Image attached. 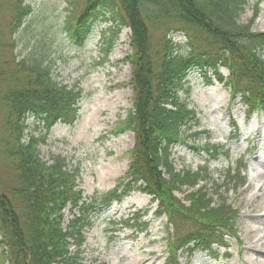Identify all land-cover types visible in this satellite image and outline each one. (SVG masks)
<instances>
[{
    "label": "trees",
    "instance_id": "obj_1",
    "mask_svg": "<svg viewBox=\"0 0 264 264\" xmlns=\"http://www.w3.org/2000/svg\"><path fill=\"white\" fill-rule=\"evenodd\" d=\"M247 4L248 0H85L74 25L66 26L80 42L89 37L97 17L107 14L116 27L106 39L105 53L121 27L131 31L126 61L132 67L127 83L132 107L113 132L134 135L125 177L111 191L85 197L76 189L78 173L67 168L65 159L52 156L45 161L39 151L54 125L77 120L81 93L59 84L50 66L15 58L13 36L31 13L25 0L15 1L6 23L11 56L0 59L1 151L13 171L12 178L0 174V264H78L93 218L133 190L150 195L156 215L165 216L175 231L168 237L166 264H181L180 251L212 253L213 244L223 245L237 209L225 197L216 201L218 190L210 193L202 186L209 174L206 168L176 170L171 156L174 145L184 138L182 128L197 119L196 111L179 95L194 69L212 71L223 82L219 69L226 67L231 92L241 94L248 113L264 111V31L252 30L256 12L247 23L240 22ZM171 22L185 26V55L167 37L166 26L153 50L150 25ZM221 149L211 146L208 152L215 159ZM228 180L236 179L229 174ZM176 192L187 193L180 199ZM68 205L72 217L64 226ZM132 219L136 230L144 228L142 216ZM180 223L191 226L179 232Z\"/></svg>",
    "mask_w": 264,
    "mask_h": 264
},
{
    "label": "rangeland",
    "instance_id": "obj_2",
    "mask_svg": "<svg viewBox=\"0 0 264 264\" xmlns=\"http://www.w3.org/2000/svg\"><path fill=\"white\" fill-rule=\"evenodd\" d=\"M15 1L0 0L1 60L11 56L12 41L6 23ZM84 2L25 0L30 4L31 13L13 36V53L17 60L50 66L59 84L77 88L81 93L77 120L72 125H54L39 151L45 161H50L52 156L64 158L67 168L78 173L76 189L86 197H99L112 190L127 174L130 161L127 152L134 144L132 132H113L132 107V89L127 85L131 64L125 60L130 52L131 31L121 27L118 34L112 36L111 50L103 53L106 39L116 27L107 14L97 17L87 41L77 44L65 28L70 20L78 18L77 12ZM258 2L248 0L240 22L247 23L256 12L252 30L264 31V0L257 5ZM153 26L150 25L153 50L166 26L167 37L180 45L182 54L188 53L185 26L177 22ZM262 55L264 57V50ZM13 67L9 64L10 69ZM219 71L224 83L216 81L210 71L189 72L179 95L197 111V122L182 128L184 138L174 145L172 159L176 170L206 168L209 174L204 176L207 182H201L202 186L210 193L218 190L219 195L214 199L219 201L220 197H225L238 211L234 227L228 230L235 236L226 237L228 249L214 246L218 258L204 251H197L191 257L180 252V261L184 264H261L264 217L258 220L248 215L264 214V165L257 162L259 156L264 158V112H255L248 118L241 96H231L228 69L220 67ZM3 84L4 79L0 77V87ZM2 110L0 104V174L12 178L11 162L1 151ZM212 145H223L224 149H229V156L213 160L208 152ZM240 164H245L240 174L243 181L239 177L229 181L228 170L234 175ZM186 193L176 195L183 199ZM252 194L257 198L250 200ZM155 207L150 196L140 191H132L121 202L113 201L93 218L91 228L85 230L78 264H165L167 238L175 231L165 216L155 215ZM64 211V225H67L72 217L69 206ZM133 214L143 215L141 221L145 226L139 234L125 226L126 219ZM190 226L180 223L178 231L185 232Z\"/></svg>",
    "mask_w": 264,
    "mask_h": 264
},
{
    "label": "bare ground",
    "instance_id": "obj_3",
    "mask_svg": "<svg viewBox=\"0 0 264 264\" xmlns=\"http://www.w3.org/2000/svg\"><path fill=\"white\" fill-rule=\"evenodd\" d=\"M260 165H264V158L262 157V156H259L258 157V161H257ZM263 176H264V174H263ZM261 188H259L258 190H260ZM255 198H257V195L256 194H252L251 195V199L250 200H254ZM249 217H252V218H256V219H258V220H262V217H264V214L263 215H257V216H250V215H248ZM250 243H249V248H250ZM261 258H262V260H261V264H264V252H263V254H261Z\"/></svg>",
    "mask_w": 264,
    "mask_h": 264
}]
</instances>
